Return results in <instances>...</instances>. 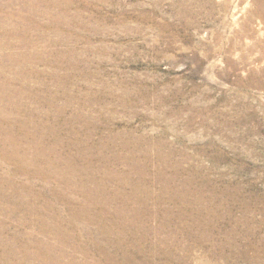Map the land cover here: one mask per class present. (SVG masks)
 <instances>
[{
	"label": "rangeland",
	"instance_id": "obj_1",
	"mask_svg": "<svg viewBox=\"0 0 264 264\" xmlns=\"http://www.w3.org/2000/svg\"><path fill=\"white\" fill-rule=\"evenodd\" d=\"M0 264H264V0H0Z\"/></svg>",
	"mask_w": 264,
	"mask_h": 264
}]
</instances>
